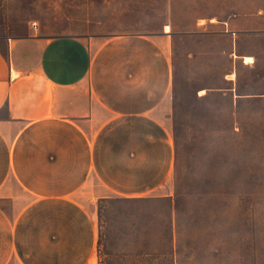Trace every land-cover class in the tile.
Returning a JSON list of instances; mask_svg holds the SVG:
<instances>
[{"label":"crops","instance_id":"1","mask_svg":"<svg viewBox=\"0 0 264 264\" xmlns=\"http://www.w3.org/2000/svg\"><path fill=\"white\" fill-rule=\"evenodd\" d=\"M173 2L158 33L48 35L34 23L2 39L0 264H98L89 202L144 200L166 188L178 165L168 121L196 57L187 51L184 59L179 45L229 59L230 74L202 86L200 98L221 88L242 97L238 67L252 66L245 57L253 56L239 49L255 32L264 38V5L228 20L179 22ZM223 40L229 49H219Z\"/></svg>","mask_w":264,"mask_h":264},{"label":"rangeland","instance_id":"2","mask_svg":"<svg viewBox=\"0 0 264 264\" xmlns=\"http://www.w3.org/2000/svg\"><path fill=\"white\" fill-rule=\"evenodd\" d=\"M173 4L180 22L260 12L264 1ZM169 10L170 0H0V46L34 23L48 35L158 33ZM256 33L239 49L256 60L238 67L239 99L226 88L200 98L207 92L202 86L230 74L229 59H204L194 44L179 45L184 59L187 51L196 57L168 121L177 170L160 195L128 200L111 194L89 202L100 227L98 264H264V38ZM228 44L217 46L226 50Z\"/></svg>","mask_w":264,"mask_h":264},{"label":"bare ground","instance_id":"3","mask_svg":"<svg viewBox=\"0 0 264 264\" xmlns=\"http://www.w3.org/2000/svg\"><path fill=\"white\" fill-rule=\"evenodd\" d=\"M167 29L169 30L170 28L167 27ZM245 62H246V64H249L250 65V64H253L255 61H254V58L253 57H245Z\"/></svg>","mask_w":264,"mask_h":264},{"label":"built area","instance_id":"4","mask_svg":"<svg viewBox=\"0 0 264 264\" xmlns=\"http://www.w3.org/2000/svg\"><path fill=\"white\" fill-rule=\"evenodd\" d=\"M15 77H17L16 73H14L13 76L11 75V80H14Z\"/></svg>","mask_w":264,"mask_h":264}]
</instances>
